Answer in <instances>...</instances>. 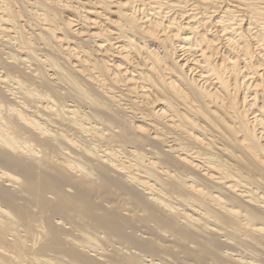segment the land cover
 Returning a JSON list of instances; mask_svg holds the SVG:
<instances>
[{
  "label": "bare ground",
  "instance_id": "1",
  "mask_svg": "<svg viewBox=\"0 0 264 264\" xmlns=\"http://www.w3.org/2000/svg\"><path fill=\"white\" fill-rule=\"evenodd\" d=\"M264 264V0H0V264Z\"/></svg>",
  "mask_w": 264,
  "mask_h": 264
},
{
  "label": "rangeland",
  "instance_id": "2",
  "mask_svg": "<svg viewBox=\"0 0 264 264\" xmlns=\"http://www.w3.org/2000/svg\"><path fill=\"white\" fill-rule=\"evenodd\" d=\"M227 264H230L229 262Z\"/></svg>",
  "mask_w": 264,
  "mask_h": 264
}]
</instances>
